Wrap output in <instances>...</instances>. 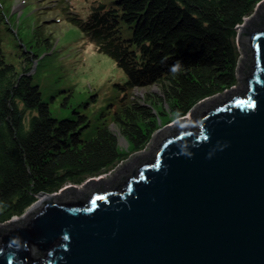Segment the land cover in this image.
Here are the masks:
<instances>
[{"label": "water", "instance_id": "1", "mask_svg": "<svg viewBox=\"0 0 264 264\" xmlns=\"http://www.w3.org/2000/svg\"><path fill=\"white\" fill-rule=\"evenodd\" d=\"M252 16L239 86L110 171L38 194L0 224V264H264V0Z\"/></svg>", "mask_w": 264, "mask_h": 264}, {"label": "trees", "instance_id": "2", "mask_svg": "<svg viewBox=\"0 0 264 264\" xmlns=\"http://www.w3.org/2000/svg\"><path fill=\"white\" fill-rule=\"evenodd\" d=\"M260 1L91 0L86 17L68 11L128 76L97 124L77 109L76 117H56L33 71L42 47L21 50L27 64L20 71L0 37V224L23 215L42 192L110 171L144 149L162 124L237 84V26Z\"/></svg>", "mask_w": 264, "mask_h": 264}, {"label": "rangeland", "instance_id": "3", "mask_svg": "<svg viewBox=\"0 0 264 264\" xmlns=\"http://www.w3.org/2000/svg\"><path fill=\"white\" fill-rule=\"evenodd\" d=\"M90 1L0 0V37L10 59L20 71L27 64L21 63L22 60L26 61L22 52L42 47L41 64L35 61L33 71L38 72L36 80L41 84L44 99L50 103L56 117H76L77 109L87 114L93 124H97L103 120V113L111 109L110 105L123 92L119 84L125 83L128 76L111 56L99 52L87 34L67 18L70 10L86 17ZM252 15L244 21L249 18L248 24H252ZM122 34L128 35V28L122 29ZM45 36L50 38V43L40 41ZM238 46L241 53L237 64L238 81L232 87L240 85L242 50ZM153 90L160 92L158 86H154ZM225 91L199 101L194 106V115L204 104L203 101H210ZM136 92L143 96L145 90ZM186 116L189 119L193 117L190 112ZM176 119L160 127L176 123ZM156 132L144 149L131 154L116 166L151 148ZM120 145L123 148L129 147L124 137H120ZM68 192H62V195Z\"/></svg>", "mask_w": 264, "mask_h": 264}, {"label": "bare ground", "instance_id": "4", "mask_svg": "<svg viewBox=\"0 0 264 264\" xmlns=\"http://www.w3.org/2000/svg\"><path fill=\"white\" fill-rule=\"evenodd\" d=\"M248 21H249V18L246 19V24H248ZM206 102H208V100L203 101L202 103H206Z\"/></svg>", "mask_w": 264, "mask_h": 264}]
</instances>
